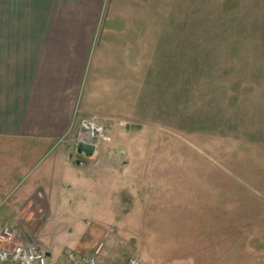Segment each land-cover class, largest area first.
Wrapping results in <instances>:
<instances>
[{"label":"rangeland","instance_id":"1","mask_svg":"<svg viewBox=\"0 0 264 264\" xmlns=\"http://www.w3.org/2000/svg\"><path fill=\"white\" fill-rule=\"evenodd\" d=\"M104 18L116 23L109 35L125 52L141 43V87L125 99L136 111L127 108L115 127L104 115L85 117L106 122L105 135L80 151L145 155L135 169L156 171L159 201L175 208L136 233V255L150 264H264V2L193 0L188 13ZM63 223L51 214L17 232L50 252L47 264H68V250L89 255L99 241L101 264L135 255L113 249L89 218Z\"/></svg>","mask_w":264,"mask_h":264},{"label":"crops","instance_id":"2","mask_svg":"<svg viewBox=\"0 0 264 264\" xmlns=\"http://www.w3.org/2000/svg\"><path fill=\"white\" fill-rule=\"evenodd\" d=\"M191 1L0 0V231L51 214L68 225L89 218L113 249L136 255L141 227L175 210L159 201L157 172L135 169L145 155L88 153L60 139L75 117L104 115L113 128L136 111L125 99L141 87V43L125 52L104 13H188Z\"/></svg>","mask_w":264,"mask_h":264},{"label":"built area","instance_id":"3","mask_svg":"<svg viewBox=\"0 0 264 264\" xmlns=\"http://www.w3.org/2000/svg\"><path fill=\"white\" fill-rule=\"evenodd\" d=\"M106 122L89 118H81L72 133V142L75 146L97 147L104 138V125ZM104 244L98 242L89 255H77L73 251L66 252L69 264H101V254ZM45 251L35 242L21 237L17 227L12 224L5 225L0 231V264H47ZM120 264H150L137 255L127 256Z\"/></svg>","mask_w":264,"mask_h":264},{"label":"water","instance_id":"4","mask_svg":"<svg viewBox=\"0 0 264 264\" xmlns=\"http://www.w3.org/2000/svg\"><path fill=\"white\" fill-rule=\"evenodd\" d=\"M81 149H82V145L79 146L78 151H80ZM87 149L91 151L92 147L91 146H87Z\"/></svg>","mask_w":264,"mask_h":264}]
</instances>
